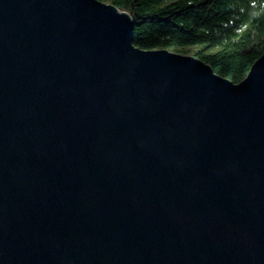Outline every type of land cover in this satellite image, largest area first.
<instances>
[{
    "label": "water",
    "instance_id": "95a60500",
    "mask_svg": "<svg viewBox=\"0 0 264 264\" xmlns=\"http://www.w3.org/2000/svg\"><path fill=\"white\" fill-rule=\"evenodd\" d=\"M133 39L0 0V264H264V55L234 83Z\"/></svg>",
    "mask_w": 264,
    "mask_h": 264
},
{
    "label": "trees",
    "instance_id": "16d2710c",
    "mask_svg": "<svg viewBox=\"0 0 264 264\" xmlns=\"http://www.w3.org/2000/svg\"><path fill=\"white\" fill-rule=\"evenodd\" d=\"M128 13L133 44L183 51L239 83L264 55V0H99Z\"/></svg>",
    "mask_w": 264,
    "mask_h": 264
},
{
    "label": "rangeland",
    "instance_id": "374dc122",
    "mask_svg": "<svg viewBox=\"0 0 264 264\" xmlns=\"http://www.w3.org/2000/svg\"><path fill=\"white\" fill-rule=\"evenodd\" d=\"M196 48L193 47H188V48H184L183 51H172L174 53H178V54H182V55H189V56H193V53L195 51Z\"/></svg>",
    "mask_w": 264,
    "mask_h": 264
}]
</instances>
